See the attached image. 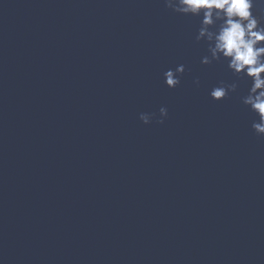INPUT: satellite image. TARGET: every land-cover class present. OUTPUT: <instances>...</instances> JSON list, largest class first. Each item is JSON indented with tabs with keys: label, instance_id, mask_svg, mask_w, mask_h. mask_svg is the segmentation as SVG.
Here are the masks:
<instances>
[{
	"label": "water",
	"instance_id": "water-1",
	"mask_svg": "<svg viewBox=\"0 0 264 264\" xmlns=\"http://www.w3.org/2000/svg\"><path fill=\"white\" fill-rule=\"evenodd\" d=\"M198 27L163 0H0V264H264L250 82L201 63Z\"/></svg>",
	"mask_w": 264,
	"mask_h": 264
},
{
	"label": "clouds",
	"instance_id": "clouds-1",
	"mask_svg": "<svg viewBox=\"0 0 264 264\" xmlns=\"http://www.w3.org/2000/svg\"><path fill=\"white\" fill-rule=\"evenodd\" d=\"M166 8L174 13L199 19L195 35L197 43L206 45L203 65L225 63L237 80L250 82L247 94L241 102L258 118L252 122L257 136H264V13L255 11L256 0H163ZM185 72L178 65L163 72L164 84L176 88ZM194 83L199 86V79ZM237 81H220L210 90V97L221 101L236 93ZM168 115L166 107H160L158 123L163 124ZM155 113H141L144 124L152 122Z\"/></svg>",
	"mask_w": 264,
	"mask_h": 264
}]
</instances>
